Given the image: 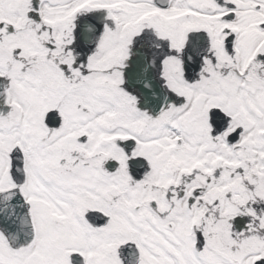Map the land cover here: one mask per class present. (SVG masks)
I'll return each instance as SVG.
<instances>
[{
    "label": "snow or ice",
    "instance_id": "6c2138e0",
    "mask_svg": "<svg viewBox=\"0 0 264 264\" xmlns=\"http://www.w3.org/2000/svg\"><path fill=\"white\" fill-rule=\"evenodd\" d=\"M0 264H264V0H0Z\"/></svg>",
    "mask_w": 264,
    "mask_h": 264
}]
</instances>
